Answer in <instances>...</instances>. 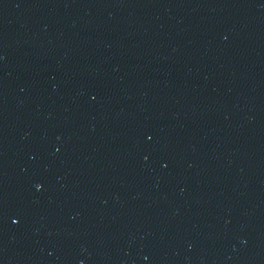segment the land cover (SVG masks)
<instances>
[{
	"label": "water",
	"instance_id": "obj_1",
	"mask_svg": "<svg viewBox=\"0 0 264 264\" xmlns=\"http://www.w3.org/2000/svg\"><path fill=\"white\" fill-rule=\"evenodd\" d=\"M0 264H264V0H0Z\"/></svg>",
	"mask_w": 264,
	"mask_h": 264
}]
</instances>
